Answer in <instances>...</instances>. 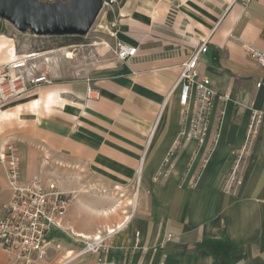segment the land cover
I'll list each match as a JSON object with an SVG mask.
<instances>
[{
  "label": "crops",
  "instance_id": "1",
  "mask_svg": "<svg viewBox=\"0 0 264 264\" xmlns=\"http://www.w3.org/2000/svg\"><path fill=\"white\" fill-rule=\"evenodd\" d=\"M117 12L116 37L136 53L116 59L114 38L105 35L93 47L101 54L91 69L67 57L81 43L20 52L16 28L0 17V64L29 52L40 63L48 59L46 83L0 106V154L15 146L20 181L39 173L72 194L45 264H264V117L241 186L221 188L252 113H264V68L246 49L264 52V0H121L109 18ZM203 40L197 70L216 93L206 139L186 142L164 174L182 125L174 84ZM86 78L97 97H88ZM10 197L0 159V215ZM121 198L128 200L120 211ZM107 229L114 232L103 262L79 253L80 242L70 238ZM0 264L24 263L0 248Z\"/></svg>",
  "mask_w": 264,
  "mask_h": 264
},
{
  "label": "built area",
  "instance_id": "2",
  "mask_svg": "<svg viewBox=\"0 0 264 264\" xmlns=\"http://www.w3.org/2000/svg\"><path fill=\"white\" fill-rule=\"evenodd\" d=\"M246 5L251 0H239ZM102 7L97 17L94 31L105 32L114 38L111 51L118 60H126L136 53V46L129 45L116 37L119 13L109 18V14L120 5L121 0H101ZM207 49L203 40L190 56L182 62L174 88H178V100L182 110V125L172 147L167 153L161 171L166 174L172 167V156L188 141L204 143L207 135L208 119L213 107L215 90L208 77L200 76L197 70L198 58ZM249 57L264 68V52L247 45ZM48 59L38 61V52L22 54L21 57L0 64V106L9 99L18 98L31 89L46 83L49 78L45 71ZM42 66H41V65ZM88 81V82H87ZM86 78L88 97L95 98L99 91ZM264 117L263 112L254 111L249 120L243 143L236 152L232 165L223 178L221 188L235 193L243 182L245 160L252 148L257 129ZM0 159L7 165V179L11 190L9 201L0 215V248L8 254H15L24 264H45L49 249L53 244V233L64 231L71 196L60 190L55 179L35 173L26 182L19 179V156L14 145L7 144ZM136 187L139 181L137 171ZM124 219L134 213L131 204ZM114 229L98 232L92 238L80 236L85 246L79 253H95L97 261L103 262L108 243Z\"/></svg>",
  "mask_w": 264,
  "mask_h": 264
},
{
  "label": "water",
  "instance_id": "3",
  "mask_svg": "<svg viewBox=\"0 0 264 264\" xmlns=\"http://www.w3.org/2000/svg\"><path fill=\"white\" fill-rule=\"evenodd\" d=\"M101 7V0H0V17L19 32L28 28L36 36H84Z\"/></svg>",
  "mask_w": 264,
  "mask_h": 264
},
{
  "label": "rangeland",
  "instance_id": "4",
  "mask_svg": "<svg viewBox=\"0 0 264 264\" xmlns=\"http://www.w3.org/2000/svg\"><path fill=\"white\" fill-rule=\"evenodd\" d=\"M98 18L100 19V16L95 19V21L93 22L88 33L81 38L79 43H81V45H83V46H81L80 48L78 47L79 48L78 51H74V53H76V54H74L73 59H72L73 61L76 62V64L80 60H83L85 62L84 65L86 66L87 69H91L94 66H96L97 63L95 61H97V60H95V59L101 53H98V51H96V49H93V47L97 46V45H95L96 41L103 40V38L106 35L105 32L94 31V29L97 28V24L99 21ZM14 39L16 41L15 43H16L17 49L22 53L28 52L31 49H36V48L41 49L42 47L46 48L50 44H52L51 46H53V47H57L58 46L57 44L60 43L61 41H63L62 39H57L54 41H52V40L46 41L47 39H45V38H38V37H34V36L23 37L16 30L14 31ZM79 43H76V44H79ZM110 53L113 54L111 50H110ZM79 68H81V65L79 66ZM59 175H61V174H59ZM70 195L72 198L71 193H70ZM121 199H122V203L120 204L121 205V207L119 208L120 211L123 208V204L125 202H127V200H128V199L124 200L123 198H121ZM112 207H114V204L110 205L109 209ZM98 232H102V231H98ZM98 232H96V234ZM71 234H73V233H71ZM70 238H74L75 243L80 242L79 246L81 247V249L85 246L84 241H82L80 239L81 237H76V235H73Z\"/></svg>",
  "mask_w": 264,
  "mask_h": 264
},
{
  "label": "trees",
  "instance_id": "5",
  "mask_svg": "<svg viewBox=\"0 0 264 264\" xmlns=\"http://www.w3.org/2000/svg\"><path fill=\"white\" fill-rule=\"evenodd\" d=\"M27 31H30V30L27 28ZM40 37L42 38L43 36H40ZM47 37L49 39H51L52 41L57 40V39H62L63 41H61L60 43L57 44L58 45L57 47H59V46H62V45H69V44L79 43L83 36L74 35V34H70V35L65 34V35H47ZM51 45L52 44H50L48 47L49 48L53 47Z\"/></svg>",
  "mask_w": 264,
  "mask_h": 264
},
{
  "label": "bare ground",
  "instance_id": "6",
  "mask_svg": "<svg viewBox=\"0 0 264 264\" xmlns=\"http://www.w3.org/2000/svg\"><path fill=\"white\" fill-rule=\"evenodd\" d=\"M66 56H67V55H65V57H66ZM69 56H70V58H72V57H73V54L70 52V53L68 54L67 57H69ZM130 203L133 204L134 202L132 203V201H131ZM78 235H80V234H78Z\"/></svg>",
  "mask_w": 264,
  "mask_h": 264
}]
</instances>
